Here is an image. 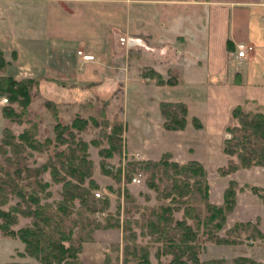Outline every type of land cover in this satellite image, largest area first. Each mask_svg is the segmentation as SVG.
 <instances>
[{
	"label": "rangeland",
	"instance_id": "1",
	"mask_svg": "<svg viewBox=\"0 0 264 264\" xmlns=\"http://www.w3.org/2000/svg\"><path fill=\"white\" fill-rule=\"evenodd\" d=\"M250 47L249 51L252 50L251 45ZM11 64L9 63L3 71L0 70V76L14 71L10 68ZM150 70L149 68L141 72L149 73ZM154 81L156 80L144 79L143 82L150 85L143 87L141 83L62 85L53 80L39 79L33 86L32 100L26 106L27 112L19 116L22 121H18V116L17 118L4 113V107L7 105L16 111L21 106L15 102L10 103V100L3 102L2 99L6 97L0 94V138L5 136V133L13 135V142L22 146L20 156H23V160L21 157L20 159L27 167L37 168L46 162H54L56 173L65 177L60 161L68 163V160L65 156L58 159L54 154L58 149L68 152L69 146L63 144L56 148L55 141H52L55 135L52 111L56 110L61 121L71 127L73 120L78 119V116H81L79 119L81 121L88 118L89 124H84L86 127L83 132H76L75 128L71 132L75 136V142H86V152L92 168L91 179L98 185L97 188H91V192L96 197L95 192L100 190L101 197L96 198L107 197L108 206L93 213L83 212V215L90 217L94 223L86 227V230L91 229L92 238L81 241L80 252L73 261L77 264H170L175 248L169 247L166 240H157V236L160 235L151 233L147 226L148 208L156 207L161 202L171 203L170 199L162 200L154 190L148 188L143 172L133 175L140 176L138 183L131 181L132 178L126 181L124 175L118 173V169H121L126 161L158 160L165 153H170V159L178 163L195 160L203 166L209 188L206 201L209 203L224 206L226 190L231 188L234 191L232 207L225 213L224 227L216 232L217 236L227 241L207 239V234L202 233L204 228L200 227L197 233L198 240L190 242L194 248H190L189 252L182 256L184 263L232 264L234 258L246 257L264 264V165L254 163L242 165L237 153L230 154L224 151L225 141L231 137L226 127L238 125L237 119L231 120L230 112L225 125L219 123L216 125V121L213 122L208 114L206 117L202 116L197 107L195 110L190 107L188 111L186 102L160 101L165 97L163 95L167 94L156 93L155 85H151ZM103 99L108 101L102 116L98 106L104 104ZM162 102L185 106L187 121L182 129L172 130L165 127L166 114L161 111ZM241 105L245 111H256L258 104L246 101ZM166 111L169 113L168 109ZM96 119L99 125H94ZM206 121L211 123L208 124L211 130L208 138L205 125L203 126ZM31 122L36 123V132L32 140L37 144V148L28 147L19 137ZM118 122L123 125L122 150L121 152L112 150L111 156H105L104 153L109 149H106L103 132L110 133L113 124ZM144 142L146 145L142 147ZM1 146L7 150V155L11 154L10 145L2 143ZM4 158L5 155L0 153L2 167L5 165ZM261 160L264 161V157ZM234 165L236 167L231 168ZM55 171L47 169L37 177L48 184L44 190L38 192L40 202L50 204L52 209L60 200L59 192L62 189V182L54 179ZM26 181L27 178H22L19 185L22 186ZM85 185H88L87 182ZM126 191L131 195L132 201H127L124 197ZM8 196L9 199L0 205V209L11 211L15 216V222L6 227L16 232L19 228L30 225L32 218L12 210L20 199L13 193H8ZM206 201L198 200L200 203L193 205V210L189 214L184 213V208L180 207L177 210L173 209L170 215L173 221L184 220L196 228L197 217L194 213L200 210L202 218L207 216L204 205ZM171 204L177 205L174 202ZM17 208H25V204L20 202ZM79 208V203L75 200L73 209L69 208L71 210L69 217L76 218ZM118 220L119 225H114ZM125 220L135 234L133 240L125 237L130 232L124 227ZM0 224L4 225L1 218ZM235 225L236 229L232 230ZM255 229L260 232H255ZM77 230L74 228L75 235ZM6 231L0 228V263L41 264L35 258L24 254V244L17 235L7 234ZM73 242L76 243L75 240ZM64 243L66 246L69 245L68 241ZM91 248L94 250H90ZM144 258H147V263L143 262Z\"/></svg>",
	"mask_w": 264,
	"mask_h": 264
},
{
	"label": "crops",
	"instance_id": "2",
	"mask_svg": "<svg viewBox=\"0 0 264 264\" xmlns=\"http://www.w3.org/2000/svg\"><path fill=\"white\" fill-rule=\"evenodd\" d=\"M0 49L16 78L146 87L150 68L174 80L151 84L160 101L216 125L246 101L264 114V0H0Z\"/></svg>",
	"mask_w": 264,
	"mask_h": 264
},
{
	"label": "trees",
	"instance_id": "3",
	"mask_svg": "<svg viewBox=\"0 0 264 264\" xmlns=\"http://www.w3.org/2000/svg\"><path fill=\"white\" fill-rule=\"evenodd\" d=\"M8 64L9 61L3 57L0 49V70L3 71V69H6ZM147 74L155 77L158 84L174 83L172 78L164 80L154 70H150ZM53 81L62 85L64 84V82L58 80ZM38 82L39 79L30 77L16 78L12 72L0 76V94L5 95L6 99L10 100V103L15 102L21 106L16 111L12 106L7 105L4 107V113L16 117L26 113V106L32 100L33 86ZM107 101V99H103L102 102L104 104L98 106V111L102 116L105 112V104ZM174 105L176 104L169 102L161 103V111H163V114H166L164 124L168 129H182L187 121L186 108L182 105H176L173 108ZM167 109L169 113L166 111ZM52 117L55 123V135L52 141H55L56 148L63 144L69 146L68 152H65L63 149H58L54 154L58 159H60L59 157L65 156L66 160H68V163L60 161V166L65 172V177L62 175L59 176L56 173L54 162H46L37 168L27 167L20 159L21 157L23 160V156H20L22 146L13 142V135L5 133V136L0 138V141H2L0 144V153L5 155L3 159L5 165H3L4 167L0 165V205L6 203L9 199L8 193H13V195L20 199L17 205H20V202H22L25 204V208L18 209L16 205L12 210L32 218L30 225L19 228L15 232L6 227L15 222V216L11 211L0 209V218L4 221V225L0 224V228L5 231L8 229L6 231L7 234L17 235L24 244V254L26 253L35 258L41 264H77V262L75 263L73 261L80 252L81 241L92 238L91 229L86 230V227L94 223L90 217L83 215V212L93 213L100 209H106L108 206V198H96L91 192V188H97L98 185L91 179L92 168L86 152L87 144L84 141L75 142V136L71 132L74 128L76 132H83L86 127L84 124H89L88 118L82 119V122L79 120L81 116H78V119L75 118L73 120L71 127L61 121L56 110L52 111ZM230 118L231 120L237 119L238 125L226 127V130L230 131L231 137L225 141L224 151L230 154L237 153L242 165H250L251 163L264 165V161L261 160L264 157V114L260 106L257 105L256 111H245L242 105H236L231 110ZM18 121H22L20 117ZM94 125H99L97 119ZM122 129V123L118 122L113 124L110 133L103 132L106 138V149H109L104 153L105 156H111L112 150L121 152L123 147L121 137ZM35 132L36 123L31 122L29 127L19 134V137L24 140L25 145L28 147L37 148V144L32 140ZM2 143L10 145L11 154H6L7 150L1 146ZM94 143L100 145L97 142ZM170 156V153H165L158 160L126 161L124 166L118 169V173H122L125 180L130 181L135 173L143 172L148 188L154 190L160 199H170L171 203L174 202L177 204L173 206L171 203L166 204L161 202L156 207L148 208L147 226L151 233H158L160 235L157 236V240H166L169 247L175 248V254L170 264H185L182 256L185 253L187 254L190 248H194L190 245V242L198 240L197 233L200 227L204 228L202 233L207 234V239H215L217 241L226 240L217 236L216 232L224 227L225 213L232 207L234 191L231 188L226 190L224 206L209 203L206 201L209 188L203 166L195 160L178 163L171 160ZM235 167V165L231 166V168ZM47 169L54 170V179L62 182V189L59 192L61 198L56 202L54 205L55 208L53 209L50 207V204L41 203L38 195V192L44 190L48 184L37 179V177L42 171ZM22 178H27V181L20 186L19 181ZM85 182H87V186ZM124 197L127 201L133 200L127 191L124 193ZM75 200L78 201L80 206L77 212L78 216L76 218H70L69 214L71 210L69 208L73 209ZM198 200L206 201L204 205L207 216L202 218L199 212L200 210L194 213L197 217L196 228L191 227L184 220L173 221L170 215L173 209L177 210L183 207L184 213L189 214L193 210V207L200 203ZM125 222L124 227L126 231H130L125 237L126 239L133 240L135 234L128 227L126 220ZM114 225L118 226L119 220ZM74 228L78 229L76 235ZM235 229L236 225L232 230ZM255 230V232H260L257 229ZM65 241L69 242L68 246L65 245ZM143 262L147 263V258H144ZM232 264L263 263L251 258L241 257L234 258Z\"/></svg>",
	"mask_w": 264,
	"mask_h": 264
},
{
	"label": "built area",
	"instance_id": "4",
	"mask_svg": "<svg viewBox=\"0 0 264 264\" xmlns=\"http://www.w3.org/2000/svg\"><path fill=\"white\" fill-rule=\"evenodd\" d=\"M250 45L245 43V42H240L238 44H236V54L239 58H245L248 51L250 50ZM78 54H81V51L78 50ZM82 59L83 60H92L93 59V55L90 54H82ZM3 102H6L7 99L3 98L2 99ZM131 181L138 183L140 181V176H133ZM101 191H96L95 192V196L96 197H101Z\"/></svg>",
	"mask_w": 264,
	"mask_h": 264
}]
</instances>
